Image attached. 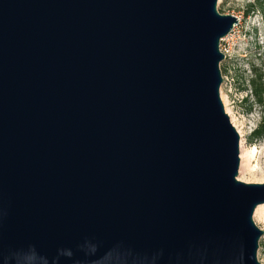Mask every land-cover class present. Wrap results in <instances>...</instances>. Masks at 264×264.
<instances>
[{
	"label": "water",
	"instance_id": "95a60500",
	"mask_svg": "<svg viewBox=\"0 0 264 264\" xmlns=\"http://www.w3.org/2000/svg\"><path fill=\"white\" fill-rule=\"evenodd\" d=\"M219 0H0V264H261Z\"/></svg>",
	"mask_w": 264,
	"mask_h": 264
},
{
	"label": "rangeland",
	"instance_id": "374dc122",
	"mask_svg": "<svg viewBox=\"0 0 264 264\" xmlns=\"http://www.w3.org/2000/svg\"><path fill=\"white\" fill-rule=\"evenodd\" d=\"M218 10L240 18L220 45L226 55L220 64L224 78L221 96L241 138L237 178L264 183V0H219ZM256 75L261 76L257 90L252 82ZM253 218L264 230V206L259 211L256 208ZM258 260L264 264V235Z\"/></svg>",
	"mask_w": 264,
	"mask_h": 264
},
{
	"label": "trees",
	"instance_id": "16d2710c",
	"mask_svg": "<svg viewBox=\"0 0 264 264\" xmlns=\"http://www.w3.org/2000/svg\"><path fill=\"white\" fill-rule=\"evenodd\" d=\"M252 82L254 83L255 90H257V87L259 86V82H261V76L256 75V77L253 78Z\"/></svg>",
	"mask_w": 264,
	"mask_h": 264
},
{
	"label": "bare ground",
	"instance_id": "6f19581e",
	"mask_svg": "<svg viewBox=\"0 0 264 264\" xmlns=\"http://www.w3.org/2000/svg\"><path fill=\"white\" fill-rule=\"evenodd\" d=\"M238 20H239V22H240V18H239ZM233 30H234V29H233ZM253 153H254V150H253ZM262 206H264V204L259 205V206L257 207V211H259V210L262 208Z\"/></svg>",
	"mask_w": 264,
	"mask_h": 264
}]
</instances>
